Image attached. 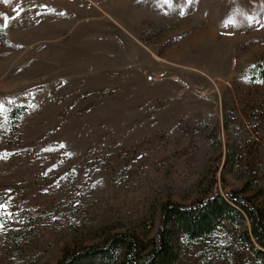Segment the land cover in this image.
<instances>
[{
    "label": "rangeland",
    "instance_id": "rangeland-1",
    "mask_svg": "<svg viewBox=\"0 0 264 264\" xmlns=\"http://www.w3.org/2000/svg\"><path fill=\"white\" fill-rule=\"evenodd\" d=\"M262 73L264 0H0V264L149 244L215 191L264 208ZM248 238L242 214L177 264H264Z\"/></svg>",
    "mask_w": 264,
    "mask_h": 264
},
{
    "label": "trees",
    "instance_id": "trees-1",
    "mask_svg": "<svg viewBox=\"0 0 264 264\" xmlns=\"http://www.w3.org/2000/svg\"><path fill=\"white\" fill-rule=\"evenodd\" d=\"M264 75V73H262ZM18 109L12 113L17 115ZM246 216L253 227L258 248L250 243L256 259L264 262V208L251 197L237 192L227 197L215 191L200 197L189 206L167 205L161 215V225L149 244L126 234L115 235L103 247H91L69 252L60 264H177L182 242L193 243L210 237L226 220ZM123 250L118 263L117 250Z\"/></svg>",
    "mask_w": 264,
    "mask_h": 264
},
{
    "label": "snow or ice",
    "instance_id": "snow-or-ice-1",
    "mask_svg": "<svg viewBox=\"0 0 264 264\" xmlns=\"http://www.w3.org/2000/svg\"><path fill=\"white\" fill-rule=\"evenodd\" d=\"M165 3H168V0H164ZM6 209L5 204H0V213H4ZM0 227H2V223H0Z\"/></svg>",
    "mask_w": 264,
    "mask_h": 264
}]
</instances>
